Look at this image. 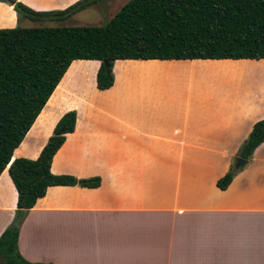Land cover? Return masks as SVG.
Listing matches in <instances>:
<instances>
[{
  "label": "crops",
  "instance_id": "1",
  "mask_svg": "<svg viewBox=\"0 0 264 264\" xmlns=\"http://www.w3.org/2000/svg\"><path fill=\"white\" fill-rule=\"evenodd\" d=\"M17 1L46 12L80 0ZM123 62L178 70L133 80ZM241 62L264 64L117 60L112 86L98 90L99 62L90 61L96 64L92 80L80 76L64 87L68 95L58 106L68 109L51 125L34 128V120L10 161L35 160L58 119L74 111L73 131L64 135L49 171L78 181L98 178L99 186L48 187L18 224L20 256L42 264H264V142L226 189L215 185L264 118V81L246 92L244 77L204 69ZM118 71L124 76L117 83ZM16 198L6 167L0 234L14 220Z\"/></svg>",
  "mask_w": 264,
  "mask_h": 264
},
{
  "label": "trees",
  "instance_id": "2",
  "mask_svg": "<svg viewBox=\"0 0 264 264\" xmlns=\"http://www.w3.org/2000/svg\"><path fill=\"white\" fill-rule=\"evenodd\" d=\"M100 1L36 12L17 0H0L12 6L17 21L32 22L61 21ZM117 60H264V0H128L101 26L0 29V174L7 167L17 194L14 219L21 220L48 187L99 186L98 178L78 181L49 171L64 135L73 131L74 111L58 119L35 160H10L72 63L98 61L95 87L107 90ZM263 142L264 118L252 125L236 158L246 163ZM233 174L230 168L216 187L226 189ZM17 231L10 225L0 234V261L42 264L20 256Z\"/></svg>",
  "mask_w": 264,
  "mask_h": 264
},
{
  "label": "rangeland",
  "instance_id": "3",
  "mask_svg": "<svg viewBox=\"0 0 264 264\" xmlns=\"http://www.w3.org/2000/svg\"><path fill=\"white\" fill-rule=\"evenodd\" d=\"M128 0H101L95 5L74 14L73 16L66 18L61 21H41V22H32L27 19H19L17 21L15 12L12 10V6H8L0 2V28L8 29L18 26L20 28H33V27H61V26H101L107 22L119 9L120 7ZM19 2V1H18ZM22 4V3H21ZM24 5V4H23ZM27 7V6H26ZM264 63V62H262ZM94 63L90 61H76L74 64L69 67L66 74L62 78L61 82L57 86L55 92L45 105L41 114L34 123V128L42 124H52L54 120L66 109L68 105L63 107L58 106V103L67 97V93L64 92V87L68 88L78 77H83L85 81L90 82L94 75L95 70ZM124 65V73L127 78L130 79H146L150 76L156 74H165L176 72L178 69L177 66L168 65L160 67L158 64L154 63H136V62H123L120 64ZM205 71L210 73H232L237 74L245 78L244 81V91L251 92L253 86L259 82L264 81V64L257 62L256 64H245L244 62L231 64V63H221L206 65ZM117 69V66H115ZM122 71L116 72V82L118 83L121 78L124 76ZM80 77V78H81ZM116 83V84H117ZM240 86L239 84H236ZM117 86V85H116ZM249 89V90H246ZM47 121V122H45ZM48 131L45 130L44 136L47 135ZM43 139V138H42ZM24 148L22 145L15 154L20 153V150ZM16 219V218H15ZM15 219L8 225H13ZM7 226V227H8ZM6 227V228H7Z\"/></svg>",
  "mask_w": 264,
  "mask_h": 264
},
{
  "label": "water",
  "instance_id": "4",
  "mask_svg": "<svg viewBox=\"0 0 264 264\" xmlns=\"http://www.w3.org/2000/svg\"><path fill=\"white\" fill-rule=\"evenodd\" d=\"M12 4V3H11ZM245 165V161L241 158H235L231 164V171L233 173L239 171L243 166ZM20 222V216L16 217L15 221L13 222V227H18V224ZM0 264H3L2 261H0Z\"/></svg>",
  "mask_w": 264,
  "mask_h": 264
}]
</instances>
